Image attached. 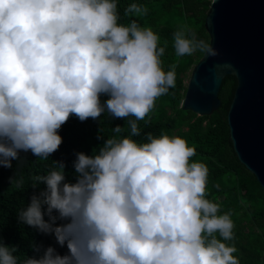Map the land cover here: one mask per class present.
<instances>
[{"label":"clouds","instance_id":"9594fccd","mask_svg":"<svg viewBox=\"0 0 264 264\" xmlns=\"http://www.w3.org/2000/svg\"><path fill=\"white\" fill-rule=\"evenodd\" d=\"M148 11L131 3L124 15ZM120 19L118 0H0V168L12 169L22 152L48 160L73 116L83 123L107 112L130 129L121 136L117 124L98 151L75 153L72 180L63 160L31 177L17 221L55 245H34L41 254L22 264H240L227 243L232 212L219 214L207 198L209 169L192 161L195 147L164 131L132 138L175 87L176 65L163 69L165 47L151 27ZM172 40L179 57L218 55L191 28ZM9 184L21 188L23 177ZM18 251L0 234V264H19Z\"/></svg>","mask_w":264,"mask_h":264},{"label":"trees","instance_id":"16d2710c","mask_svg":"<svg viewBox=\"0 0 264 264\" xmlns=\"http://www.w3.org/2000/svg\"><path fill=\"white\" fill-rule=\"evenodd\" d=\"M211 1L118 0L121 17L119 22L128 24L135 19L142 27H151L160 37L158 46L165 47L161 57L163 69L168 71L170 65H176L175 87L157 99L155 108L144 121H138L141 135L132 138L144 142L147 133L158 136L164 131L170 136L186 139L190 147H195L196 155L192 157V161L203 162L209 169L207 198L220 204L219 214L229 210L232 212L234 240L227 243L234 244L237 248L234 255L240 264H264V193L255 177L240 164L228 140L226 116L236 85L234 76L228 75L223 79L218 93L221 104L211 115L200 117L181 108L186 91L183 75L194 67L204 53L198 50L191 56H177L173 48L172 33L182 26L191 28L197 40L209 43L204 20ZM131 3L146 6L148 14L126 17L124 9ZM203 121H206L205 125ZM117 124L124 127L119 135H130L126 122L114 119L107 112L98 121L89 119L83 123L73 116L60 130L63 144L48 160L38 159L30 152H22L20 161L12 162V169L0 168V234L5 244L18 246L19 251L15 255L19 264H22L26 256L41 254L33 250L34 245H55L51 236L43 235L17 221L18 211L27 206L33 192L31 177L46 175L53 167L52 161L63 160L67 165L68 179L72 180L74 154H92L93 149L98 151L103 140L117 135L112 131ZM183 127H187V131H183ZM14 174L17 178L23 177V187L10 186L9 177ZM38 187L42 188L43 185ZM45 219L47 220V216ZM58 251L63 254L67 250L58 248Z\"/></svg>","mask_w":264,"mask_h":264},{"label":"water","instance_id":"95a60500","mask_svg":"<svg viewBox=\"0 0 264 264\" xmlns=\"http://www.w3.org/2000/svg\"><path fill=\"white\" fill-rule=\"evenodd\" d=\"M204 29L218 55L204 53L194 65L181 108L211 115L221 104L223 79L234 76L229 145L264 193V0H212Z\"/></svg>","mask_w":264,"mask_h":264},{"label":"rangeland","instance_id":"374dc122","mask_svg":"<svg viewBox=\"0 0 264 264\" xmlns=\"http://www.w3.org/2000/svg\"><path fill=\"white\" fill-rule=\"evenodd\" d=\"M191 70L192 69H190L189 71L185 72V74L183 75V85H184L185 88L187 86ZM196 116H198V115H196ZM200 117H202V116H200ZM205 124H206V121H203V125H205ZM187 129H188L187 127H183L182 128L183 131H187Z\"/></svg>","mask_w":264,"mask_h":264}]
</instances>
